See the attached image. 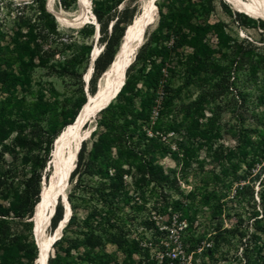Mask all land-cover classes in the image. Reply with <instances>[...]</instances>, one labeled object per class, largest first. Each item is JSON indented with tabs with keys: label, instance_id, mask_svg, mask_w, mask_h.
Instances as JSON below:
<instances>
[{
	"label": "trees",
	"instance_id": "obj_1",
	"mask_svg": "<svg viewBox=\"0 0 264 264\" xmlns=\"http://www.w3.org/2000/svg\"><path fill=\"white\" fill-rule=\"evenodd\" d=\"M165 1L169 2L170 10L166 14L163 11L159 12L162 16V27L174 19L176 12L180 15L177 16L178 22L189 17L188 10L175 9L177 5L181 7L185 0ZM212 1L209 0V5ZM78 2L79 0H61L65 9ZM109 2L110 8H106L105 4L98 0L94 2L93 13L98 22L99 40L104 48L102 51L100 49L94 51V56L100 51L101 53L94 62V72L90 79L92 95L97 92L98 80L113 63L138 9L135 6L130 16H127L129 7H124L121 11L117 8L123 0ZM46 4L47 0H32L18 4L9 2L6 8L12 27L5 28L4 22L0 19V264H23L21 262L23 257L29 259L27 264H35L37 261L38 247L28 236L18 231L16 226L19 223L30 233L34 232V218L41 203L43 189L41 184L44 176L46 181L51 178L46 169L53 159L45 145L47 134L41 121L34 119L29 123L18 118L8 121L9 116L14 113L13 106L19 104L16 96L18 88L26 80L27 74L36 67L53 70L60 76H77L81 82L82 70H85L88 64V58L78 53L80 49L78 43L72 40L73 36L62 34L55 16L48 12ZM235 15L240 19L244 18V25L247 21H253L246 14L237 12ZM190 19L191 17L182 21L180 27L173 26L171 31L178 34V30L184 27L195 29L190 24ZM91 29L92 26H85L83 31ZM214 33L219 37V44L223 45L224 39L222 34L218 33V27H215ZM204 37L205 35L186 37L181 44L192 47L193 52L185 64V81L177 88L169 82H163L162 68L156 65V59L160 57L159 45L151 47L149 43H145L140 47L136 57V62L140 64L138 75H130L131 68L134 67L131 65L123 89L98 115V126L102 132L92 134V137H96L93 151L88 152L85 141L81 143L77 166L75 165L76 168L67 181L69 185H73L67 196L72 215L62 237L54 243L50 251L48 264H84V261H91L92 264H112L113 257L105 250L108 242H113L129 259L136 253H143V262L139 264L180 263L178 259L171 260L166 255L160 260L151 257L149 247L143 250L140 247L141 240L130 237L132 226L128 222L137 220L139 215L145 213L147 200L143 199L141 204L131 205V198L125 191L122 178L123 174L130 173V169L124 171L123 162L129 163L131 169L137 164L142 182L139 186L149 187L151 183H155L157 190H152L150 196L151 199H155V204L159 205L155 206V209L169 216L168 223L172 222L176 213L181 215L180 221H186L187 227L180 233L183 237L180 248L185 254L184 257L195 253L203 242L212 241L214 248L219 247V239L228 234L229 231H222L223 222L216 225L215 232L211 233L210 238L208 232L192 233L194 220L191 217V204L174 198V193L178 190L176 172L174 170L165 172L154 163L158 153L165 150L162 138L171 132L180 134L182 126L186 125V122L177 120L176 113L179 110L177 101L191 85L200 87L202 92L193 103L182 110L185 119L190 121L189 134L195 131L215 132L219 128L220 113L217 110L219 109L217 101L229 92L232 71L222 66L220 60L215 58V52L210 44L208 43V46L204 44ZM236 48L238 49L236 59L249 62L253 75H256L262 68L261 63H264V54L256 53L257 49L252 44L247 46L241 43L236 45ZM67 51L71 54L56 60V55H65ZM147 62L152 67L145 73ZM3 94L8 97L1 99ZM159 97L162 98V102L157 119L151 124L152 110ZM261 103L264 105V100ZM207 107L211 111V116L206 118ZM80 111L78 109L75 112L70 124L75 121ZM203 119L205 122H201ZM242 124V128L233 130L232 135L237 146L244 151L249 145H253V134L261 140L264 139V111L257 118L256 126L260 132L247 128L244 120ZM147 129H151L152 136L148 135ZM9 141L11 142L8 143ZM186 145L187 140H184L180 147L184 148ZM51 150L53 154L54 145ZM7 155L12 156L11 161L6 160ZM95 178L98 180L95 181ZM214 198L210 197V201L213 200L212 218L216 219L222 213L223 206L219 203L220 200ZM8 201L12 202L11 208L4 205ZM260 201L263 215L255 220L258 228L264 222V192ZM82 203L90 208L89 217L83 223L78 217ZM127 206L131 208L130 214L125 212ZM54 212L51 230H56L64 218L65 209L61 199L57 200ZM12 214L13 218L21 222L16 223L11 219ZM141 225L146 231L156 230L155 235H162L154 222L144 220ZM53 249L55 254L51 256ZM80 249L84 252L81 253ZM260 249L263 250L262 247ZM202 251L201 255L208 252L205 248ZM246 251L243 254L245 264H264V258L255 262L247 256Z\"/></svg>",
	"mask_w": 264,
	"mask_h": 264
},
{
	"label": "rangeland",
	"instance_id": "obj_2",
	"mask_svg": "<svg viewBox=\"0 0 264 264\" xmlns=\"http://www.w3.org/2000/svg\"><path fill=\"white\" fill-rule=\"evenodd\" d=\"M23 1L26 0H0V19L4 22L5 28L10 29L12 27L11 18L6 8L9 2L18 4ZM30 1L32 0L26 2ZM98 1L103 2L106 8L111 7L109 0ZM146 1L123 0L117 8L118 11H121L124 7H129L130 11L127 16H130L131 10L137 6L135 19L143 11ZM222 1L226 5L220 0H213L210 5L209 0H185L181 7L175 6L176 10L180 8L188 10V16L191 17L190 24L195 27L193 30L184 27L180 31L178 30V34H176L171 31V28L176 25L180 27L182 21H186L189 17L183 20L180 19L178 22L177 16L180 15L175 11L174 19L162 27V16L159 12L168 13L170 5L165 0H159L156 3L158 15L154 24L148 28L143 43H149L151 47L159 45L160 57L156 59V65L162 68L163 82H169L174 88L185 81V64L193 52L192 47L181 45L186 37L205 35L204 44L208 46L209 43L215 52V58L220 60L222 66L232 71L231 88L217 101L219 106L217 110L220 113L218 130L215 132L208 131L207 133L195 131V133L189 134L190 121L185 119V113L182 110L193 103L202 92L200 87L191 85L189 89L184 90L181 99L177 101L179 107L176 113L177 120L178 122H186V125L182 126L180 134L171 132L162 138L165 150L163 153H158L156 160H154V163L165 172L169 170L176 172V189L178 190L174 193V198L176 200L182 199L185 203L191 204V217L194 220L192 233L208 232V238H210L211 233L214 234L215 232L216 225L223 222L222 231L227 230L230 233L228 232L219 239V247L214 248L212 241L203 242L195 253L184 257L185 254L180 248L183 239L180 233L183 229H186V221H180L181 215L176 213L172 222L168 223L169 216L155 209V206L158 207L159 205L155 204V199H151L150 196L152 190H157L155 189V183H151L149 187L139 186L142 182H140L137 164L132 169L129 163L123 162L122 164L124 171L130 169V173L123 174L122 178L125 191L131 198V205L141 204L143 199L147 200L145 213L139 215L137 220L128 222L132 226L130 237L141 240L140 247L143 250L149 247L150 256L157 260L166 255L171 260L178 259L179 264H245L243 254L246 249L247 256L255 262L264 258V222L258 228L255 221L263 215L260 198L262 192H264V139L261 140L253 134V145H249L246 150L242 151L232 135L233 130L242 128L243 120L247 128L259 130L256 126L257 118L264 111V105L261 103L264 100V63H261L262 68L259 69L257 74L253 75L249 62L236 59V51L238 50L236 45L245 43L248 46L252 44L257 49L256 53L264 54V20L249 16L253 21H247L244 25V18L240 19L235 15L239 11L235 10L226 0ZM94 2L96 0H90L89 2L92 13ZM54 7L56 10L73 14L78 10L79 2L71 8L65 9L61 4V0H55ZM48 9L49 7H47ZM48 12L54 15L50 9ZM58 26L62 34L73 36L72 40L78 43L80 49L78 53L84 58H88L86 69L82 70L81 82L77 76H60L53 70L44 67L34 68L27 74L24 83L19 86L16 95L19 104L13 106L14 113L9 116L8 120L10 122L18 118L29 123L34 119L41 121L46 130L45 145L47 150H50V155H53L51 149H53L56 138L70 124L75 112L78 109L80 111L82 106L88 103L90 96H94L90 92L91 61L95 49L102 51L104 48L99 40L100 36H97L98 22L94 23L93 21L92 24H87L86 26H92V29L88 31H83L85 26L68 28L59 23ZM215 27H218V33L222 34L223 45L219 44V37L214 33ZM178 41L179 43H175ZM139 52L140 48L133 58L132 65L134 67L131 68L130 75H138L140 64L136 62V57ZM66 53L65 55H56V60L71 54L70 51ZM151 67V64L147 62L145 73ZM101 78L98 80L97 91ZM137 83L141 87V84ZM1 96V99L8 97L6 94ZM155 102L156 105L153 107L151 114V124L157 119L162 98L159 97ZM209 116H211V111L207 107L205 117ZM201 122H205V120L203 119ZM86 128L91 133L84 141L87 143L88 152H91L96 140V137H92V134L102 132V129L98 126V116L92 122H89ZM147 132L149 136H152L151 129H147ZM184 140H187V145L181 148L180 144ZM51 141L53 142L51 143ZM6 160L11 161L12 156L7 155ZM53 160L54 156L46 169V172L51 176L49 178L51 181L54 177ZM113 174L114 170L112 169L111 175ZM49 180L44 184L46 181L44 176L41 188L49 185L51 182ZM97 180L98 178H95V181ZM72 187L73 185H69L67 196L72 191ZM212 196L215 197L214 200H220L219 203L223 206L222 213L216 219L212 218L211 204L213 200L210 201ZM4 205L11 208L12 202H5ZM130 209V206H127L125 212L130 214ZM89 210V206L82 203L78 213L82 223L89 217ZM256 212L258 214L255 215ZM13 216L12 214L11 219L15 220L16 223L21 222ZM144 220L154 222L157 230L162 235H155L156 230L146 231L141 225ZM33 225L35 227V223ZM16 229L24 236H28L38 247L35 230L30 233L19 223ZM53 234H55V230H51L50 225L47 235L51 236ZM204 248L208 252L206 255H201ZM105 250L113 257L112 264H139L143 262V253H136L130 259L126 258L113 242H108ZM80 252L83 253V249H80ZM54 254L55 250L53 249L51 256ZM28 256H31V254H28ZM28 260L27 257H23L21 262L27 264ZM84 262V264H92L91 261Z\"/></svg>",
	"mask_w": 264,
	"mask_h": 264
},
{
	"label": "bare ground",
	"instance_id": "obj_3",
	"mask_svg": "<svg viewBox=\"0 0 264 264\" xmlns=\"http://www.w3.org/2000/svg\"><path fill=\"white\" fill-rule=\"evenodd\" d=\"M19 1V0H17ZM159 0H147L143 11L135 17L127 30L115 59L99 81L98 91L90 96L88 103L79 112L75 121L68 125L58 136L54 143L52 169L54 177L46 185L41 194V203L34 218L35 237L39 248L36 264H48L50 251L54 243L61 238L72 210L66 201L69 188L68 177L75 168L81 143L86 140L91 131L87 125L98 115L99 111L109 102L113 101L123 89L127 71L132 65L133 58L143 45L148 28L154 24L158 15L156 3ZM233 8L250 17L264 20V0H226ZM55 0H47L50 11L54 14L57 23L68 28H80L87 24L97 23L95 15L89 8L90 0H79V8L73 13L56 10ZM116 96V97H115ZM62 200L66 207V218L60 222L55 234L48 236L47 231L51 225L56 202Z\"/></svg>",
	"mask_w": 264,
	"mask_h": 264
},
{
	"label": "water",
	"instance_id": "obj_4",
	"mask_svg": "<svg viewBox=\"0 0 264 264\" xmlns=\"http://www.w3.org/2000/svg\"><path fill=\"white\" fill-rule=\"evenodd\" d=\"M26 1H29V0H26ZM26 1H23V2H26ZM240 13V12H239ZM247 15V14H246ZM97 21V20H96ZM97 36L99 37L100 36V33H99V27H97ZM101 53V52H100ZM99 53V54H100ZM99 54H97L96 56H94L93 55V57H92V61H91V71H90V75H89V78H91V76H92V73L94 72V62H95V60L97 59V57L99 56ZM116 97V96H115ZM110 105V103H108L104 108H102L99 112H101V111H103L104 109H106L108 106ZM77 161H78V158H77ZM76 166H77V163H76ZM76 168V167H75ZM46 182L47 181H45V183L44 184H46ZM66 201L68 202V197L66 198ZM63 204V206H64V209H65V214H64V218H63V220H65V218H66V207H65V205H64V203H62ZM55 213V212H54ZM54 215V214H53ZM53 217V216H52ZM70 217L71 216H69V219H70ZM69 219L67 220V222L66 223H68V221H69ZM35 264H36V262H35Z\"/></svg>",
	"mask_w": 264,
	"mask_h": 264
},
{
	"label": "built area",
	"instance_id": "obj_5",
	"mask_svg": "<svg viewBox=\"0 0 264 264\" xmlns=\"http://www.w3.org/2000/svg\"><path fill=\"white\" fill-rule=\"evenodd\" d=\"M173 256H174L175 258H177V256H176L175 254H173Z\"/></svg>",
	"mask_w": 264,
	"mask_h": 264
}]
</instances>
